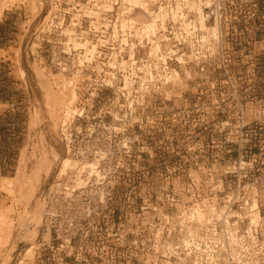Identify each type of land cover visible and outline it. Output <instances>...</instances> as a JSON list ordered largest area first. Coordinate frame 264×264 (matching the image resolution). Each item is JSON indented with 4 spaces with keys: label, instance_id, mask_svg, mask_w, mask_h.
<instances>
[{
    "label": "rangeland",
    "instance_id": "obj_1",
    "mask_svg": "<svg viewBox=\"0 0 264 264\" xmlns=\"http://www.w3.org/2000/svg\"><path fill=\"white\" fill-rule=\"evenodd\" d=\"M140 1L0 0V264H175L180 212L235 158L228 110L264 112V17L236 64L191 73L163 65L162 18ZM190 5L264 15V0ZM124 27L148 42L98 48Z\"/></svg>",
    "mask_w": 264,
    "mask_h": 264
},
{
    "label": "built area",
    "instance_id": "obj_2",
    "mask_svg": "<svg viewBox=\"0 0 264 264\" xmlns=\"http://www.w3.org/2000/svg\"><path fill=\"white\" fill-rule=\"evenodd\" d=\"M148 1L155 14L162 15L159 39L167 56L161 62L173 61L189 67L191 73H206L216 65L226 71V66L236 64L231 46L241 45L245 33L253 36L249 43H257L254 30L258 27L246 23L264 17L256 11L190 9L192 2L208 0ZM131 33L128 27L104 31L98 48L110 41L109 46L121 55L124 49L148 42L145 28L136 41ZM235 111L229 109L223 122L226 153H235V158L221 173H209L216 183L200 199L195 197L191 209L180 212L181 235L166 249L169 257L176 258L175 264H264V112H252L241 103Z\"/></svg>",
    "mask_w": 264,
    "mask_h": 264
},
{
    "label": "bare ground",
    "instance_id": "obj_3",
    "mask_svg": "<svg viewBox=\"0 0 264 264\" xmlns=\"http://www.w3.org/2000/svg\"><path fill=\"white\" fill-rule=\"evenodd\" d=\"M126 1H128V0H126ZM136 8H138L139 10H141V8H142V11H144L143 9H145L146 7H145V5H143L144 3L142 2V1H140V0H129ZM133 9H135L134 7H133ZM135 11V10H134ZM146 12H149L148 10H145ZM199 12L201 11L200 9L198 10ZM150 13V16L152 17V16H154V17H156V16H159L160 18H162V15H160L159 13L158 14H152V12H149ZM138 14H140V13H138ZM145 14V13H144ZM141 15V14H140ZM143 15V14H142ZM149 15V14H148ZM45 18H46V16H45ZM148 18L150 19V17L148 16ZM156 20V19H155ZM150 21V20H149ZM124 23H126V22H124ZM128 24V23H127ZM134 24V23H133ZM155 24L156 23H154V20H152L151 22H149V23H147V25H146V27H148L150 30H152L154 27H155ZM122 25V24H121ZM126 25V24H125ZM135 25H137V24H135ZM122 27V26H121ZM126 27V26H125ZM124 27V28H125ZM145 28V27H144ZM148 28H146V29H148ZM149 30V31H150ZM153 30H155V28L153 29ZM152 30V31H153ZM136 31V30H135ZM138 31V30H137ZM151 31V32H152ZM155 32V31H154ZM94 153V152H93ZM96 154V153H95ZM93 155V154H92ZM94 156H92V158H93ZM60 162H62V166H61V169H60V172H63V171H65V169H67V168H69V167H76L77 165H76V163H75V161L74 162H72V160H69L68 158H62V160L60 161ZM83 165H85V164H83ZM80 169H82L84 172L86 171L87 172V176L88 175H90V174H92V173H94V176L95 175H97L99 172L97 171V167L95 166V164H94V166H93V163H88L86 166H81V168ZM59 172V173H60ZM257 216V213H254V217H256Z\"/></svg>",
    "mask_w": 264,
    "mask_h": 264
}]
</instances>
